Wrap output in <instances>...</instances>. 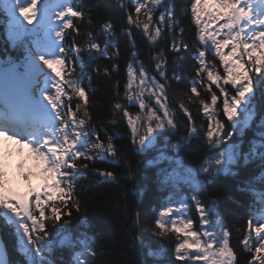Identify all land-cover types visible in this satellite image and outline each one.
<instances>
[{
	"label": "snow or ice",
	"instance_id": "1",
	"mask_svg": "<svg viewBox=\"0 0 264 264\" xmlns=\"http://www.w3.org/2000/svg\"><path fill=\"white\" fill-rule=\"evenodd\" d=\"M130 3L131 11L120 0L132 47L135 48L134 29L153 45L170 36L173 63L178 64L189 45L183 35L185 29L176 31L175 5L171 0ZM42 4L43 0H0L7 17L8 38L25 50L20 63L6 61V66L0 67V137L27 145L43 177L39 184H29L20 191L0 167V231L12 230L23 264H63L52 257L57 245L73 250L71 264H93L97 255L95 239L86 233L73 238L69 229L73 213H80L84 207L79 181L97 160L118 164L121 156L113 135L92 123L89 91L77 68L86 55L94 71L99 72L94 62L100 57H117L119 48L113 39L115 28L111 21L101 26L103 43L89 32L81 44L77 39L80 25L74 20L82 21L85 11L73 0H61L54 6L59 9L53 13L57 24L48 16L47 6L38 8ZM189 10L199 47L193 55L196 63L186 94L188 103L183 99L178 103L185 117L186 135L172 147L189 150L197 141L206 146L209 155L199 168L184 169L177 161L172 171L160 169L162 186L184 181L193 185V194L179 200L169 197L160 205L149 230L159 237L175 236V244L171 253L163 247L147 246V251L141 253L145 257L142 264H239L231 230L217 211L218 200L213 197L205 201L196 194L206 187L196 176L202 172L211 183L218 174L235 175L233 166L241 159L247 163L258 156L264 164V131L260 132L259 144L253 141L247 152L242 151L241 144L230 142L233 131L243 132L258 116V101L259 126L264 129V0H192ZM33 21L36 24L27 27ZM209 53L218 58L219 64L207 59ZM151 59L155 61L154 74L138 60L136 51L131 53L123 95L127 103L113 105L114 112L126 121L131 143L140 154L152 148L159 137L178 131L179 123L177 109L169 102V89L173 80L180 81L181 74L173 71L169 76L164 49ZM103 72L110 74V69L104 67ZM116 88L119 96L118 83ZM190 104L196 106L195 112ZM130 107L138 110L133 113ZM241 113L243 120L238 119ZM197 116L206 123L198 125ZM168 159L161 152L149 163L159 165ZM19 167L23 168V163ZM92 171L111 182L117 179L108 169L93 167ZM130 174L135 180L136 174ZM24 179L29 180L30 174ZM251 187L249 181V190ZM135 189L137 193L142 191L139 181ZM255 197L258 207L250 213L247 227L236 230L243 232L239 243L250 254L246 264H264V191L255 193ZM193 207L196 220L188 215ZM144 222L139 213L132 221L138 229L134 244L141 247ZM81 223L86 225V218L81 217ZM161 256L163 260L147 259ZM3 257L4 248L0 247V264H5Z\"/></svg>",
	"mask_w": 264,
	"mask_h": 264
},
{
	"label": "trees",
	"instance_id": "2",
	"mask_svg": "<svg viewBox=\"0 0 264 264\" xmlns=\"http://www.w3.org/2000/svg\"><path fill=\"white\" fill-rule=\"evenodd\" d=\"M54 0H43V5L52 3ZM80 9L85 11L82 21L74 20L80 25V36L77 37L81 44L86 42L87 33L91 32L94 37L103 43L105 36L102 32V25L106 21H111L115 28L113 37L115 44L119 48V55L115 58L100 57L94 63L99 66L100 71H94L92 62L84 56V62L77 68L79 77L83 80L84 86L89 91L90 113L92 123L97 128L103 127L107 134L113 135V142L120 149L121 159L118 164H110L106 160H97L90 165L87 174L83 176L78 185L79 195L84 207L80 213H73L72 224L69 226L73 238L80 237L82 233L95 239V250L97 255L93 264H142L145 259L141 255L142 251H147V246L153 249L166 248L171 253L175 236L159 237L154 235L149 229L151 223L156 218V212L160 205L169 197L179 200L193 194V185L184 181H179L178 185L162 186V176L160 169L166 168L171 171L175 165L173 162L178 160L183 166L189 168H199L202 161L209 155L207 148L201 142L193 141L189 150H176L172 147L176 141L186 135L185 117L178 110V103L183 99L186 103L187 92L193 77L192 67L196 63L193 55L199 47L197 31L191 19L190 4L192 0H171L175 5L176 19L178 24L176 31L184 28V39L189 45L185 50L184 57L178 62L173 63V53L170 51L171 37L160 40L157 45H153L138 30L135 33V48L132 47L129 37L125 31L126 17L124 9L120 5V0H73ZM167 2V0H166ZM128 10L133 6L129 0H124ZM183 10V11H182ZM7 17L0 7V59L20 63L25 55L23 46L13 44L8 38ZM91 20V23H89ZM70 31V30H69ZM167 36V30H165ZM164 49L168 56V74L171 76L173 71L181 74L180 81L173 80L169 89V102L177 109L176 119L178 131L169 137H159L156 144L147 149L143 154L137 152L136 146L131 143V132L125 120L121 119L119 113L114 112L113 105L116 102L127 103L123 99L124 84L126 83V68L131 60V53L136 51L138 60L143 62L145 67L152 72L155 70V61L151 59L156 52ZM114 51V49H113ZM209 61H219L212 54H207ZM113 65L116 66L113 69ZM108 67L109 73H104L103 68ZM89 76L91 79H89ZM119 85L120 95H116V85ZM203 95V93H202ZM76 100L73 99V106ZM193 112L196 106L189 105ZM258 116L243 132L233 131L230 142H238L241 149L247 152L251 143L255 141L259 144L260 132L264 131L260 125L261 105L257 102ZM138 109L130 107V111L135 113ZM115 120L117 123L112 124ZM197 124L206 123L201 117H196ZM104 137L103 131L101 132ZM163 152L170 159L161 161L159 165L149 163L156 159ZM108 169L113 171L117 179L115 182L108 181L106 178L95 174L92 168ZM233 174H218L211 183L207 182L204 173H198L196 179L204 182L205 189L198 190L197 195L202 200H209L215 197L218 200L220 216L231 230V243L238 254L239 264H246L250 259V254L245 251L239 243L243 239V232L238 233L237 229L247 227V220L250 213H254L257 204H254L255 193L253 190H264V164L258 156L251 158L247 163L243 159L233 166ZM136 174L135 180L132 175ZM139 181L142 191L136 192L135 185ZM249 181L252 187L249 190ZM139 213L143 224V247L134 244L133 236L138 229L132 224L136 214ZM188 215L194 220L197 218L195 208H191ZM81 217L86 218L87 224L81 223ZM4 242L10 264H23L24 257L19 253L15 236L10 228L0 231ZM59 239V238H57ZM79 251V249H77ZM73 250L59 245L54 247L52 257L63 261V264H71ZM148 260H163L164 257H148ZM174 259V257H173ZM181 264V262H177Z\"/></svg>",
	"mask_w": 264,
	"mask_h": 264
},
{
	"label": "rangeland",
	"instance_id": "3",
	"mask_svg": "<svg viewBox=\"0 0 264 264\" xmlns=\"http://www.w3.org/2000/svg\"><path fill=\"white\" fill-rule=\"evenodd\" d=\"M60 2L61 1H55L54 3H52L49 6V8L47 7L48 8V16L51 18L53 23H57V24L59 22L55 20L53 13L55 11H59V9L55 8L54 6ZM38 8H41V7L38 6ZM35 24H36V21H33L32 24H27V26L33 27ZM153 72H155V70ZM243 118H244L243 113H241L240 116H238V119L243 120ZM234 143L238 144V142H234ZM1 144L4 145L3 148L1 146ZM15 153H20V154H15ZM1 154L3 156H6V157H0V167H2L4 171H6L8 165H10V164L14 165L17 163L20 165L21 163H23V165H24L23 168H20L18 165L17 166L14 165V166L16 169L19 170V172L21 170H28V167L33 168V170L36 171V172H34L36 175V178L34 179V182L32 181L33 185L39 184L43 180V177L40 175V169L38 167L39 162L37 161L35 155L31 152V149H29L27 145L17 144L14 140H9L6 137H0V155ZM11 154H12V156H11ZM177 161L178 160L173 162V165H175L174 167H176ZM5 164H6V166H5ZM12 165L10 168L8 167V169H9L8 173L9 174H13V166ZM183 167H184V169L189 168V167H185V166H183ZM177 170L182 171L181 169H177ZM19 172H18V177L21 179ZM8 178H9V181L11 182L12 186L17 188L18 190L23 191V190L27 189L26 186H23V185H20L19 183H17L15 181V179H13V176H10ZM213 219H215V217H213Z\"/></svg>",
	"mask_w": 264,
	"mask_h": 264
},
{
	"label": "water",
	"instance_id": "4",
	"mask_svg": "<svg viewBox=\"0 0 264 264\" xmlns=\"http://www.w3.org/2000/svg\"><path fill=\"white\" fill-rule=\"evenodd\" d=\"M0 247L4 248V257L3 258L5 260V264H8V256H7L6 248H5L4 242L1 238V235H0Z\"/></svg>",
	"mask_w": 264,
	"mask_h": 264
}]
</instances>
